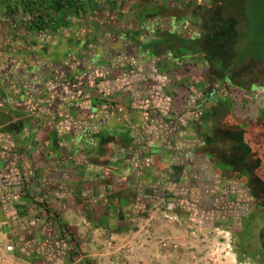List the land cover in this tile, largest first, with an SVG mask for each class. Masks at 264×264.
I'll use <instances>...</instances> for the list:
<instances>
[{"label": "crops", "instance_id": "1", "mask_svg": "<svg viewBox=\"0 0 264 264\" xmlns=\"http://www.w3.org/2000/svg\"><path fill=\"white\" fill-rule=\"evenodd\" d=\"M53 1L0 0V264H177L249 192L263 217L247 0Z\"/></svg>", "mask_w": 264, "mask_h": 264}, {"label": "rangeland", "instance_id": "2", "mask_svg": "<svg viewBox=\"0 0 264 264\" xmlns=\"http://www.w3.org/2000/svg\"><path fill=\"white\" fill-rule=\"evenodd\" d=\"M246 3L247 6L243 10L246 24L243 23L242 31H239L237 39H235L236 43L233 45L237 55L235 59H232L235 63H233V68L241 66V68L250 72L255 67L260 71L264 69V0H247ZM213 62L217 66L219 65V68L223 64L220 59H214ZM258 78L259 81L261 78L264 80V73L258 75ZM252 80H254V77ZM256 111L259 112V109H256ZM255 124H251V126L254 127ZM248 126L250 124L242 123L240 125L242 129ZM261 138V141L264 143V136H261ZM262 174L264 178V173ZM252 181L253 192L258 191L262 193L264 184L256 181L254 173ZM262 197L264 198V195L262 196L261 194V199ZM247 199L245 203L249 204L250 202L255 205L250 192L247 195ZM245 213L247 214H244L242 221L245 220L246 224H250L255 219L252 228L254 235L258 231L260 232L263 226L261 214L253 211L251 213L250 211H245ZM239 235H236L231 229L224 226L222 228L199 231L193 236L190 235L189 240L192 242V246L187 248V253L184 254V251H181L182 255L179 257L175 256L174 259L177 260V264H257L255 259V253L258 250L257 245H255L257 240L252 244L251 240L248 239L249 242L245 241L247 238Z\"/></svg>", "mask_w": 264, "mask_h": 264}, {"label": "flooded vegetation", "instance_id": "3", "mask_svg": "<svg viewBox=\"0 0 264 264\" xmlns=\"http://www.w3.org/2000/svg\"><path fill=\"white\" fill-rule=\"evenodd\" d=\"M245 205H248L246 207L247 208L246 211H248V212L250 211V213H251V211H253L256 213V211L254 209L255 205L251 204L250 202H249V204L246 202ZM244 214H247V213L244 212ZM244 214L241 216V218H239L240 220L243 218ZM256 217H257V215H256ZM223 219L225 220V218H223ZM223 219H220V220H223ZM261 219L263 220V226H262L260 232L258 231L257 234L255 233V235H254V231L252 229L255 219L250 224H246L245 220H244V221H240L239 223L234 222V223H232L233 225H230V227H227V228H231L232 232H234L236 235L240 234L242 236H245L247 238V239H245V241H248V239H249V240H251V243L254 244L253 242L255 240H257V243L255 244V245H257V249H258L255 253V259H256L257 264H264V216L261 217ZM234 225H236V226H234ZM232 226H234L235 228L233 229Z\"/></svg>", "mask_w": 264, "mask_h": 264}, {"label": "trees", "instance_id": "4", "mask_svg": "<svg viewBox=\"0 0 264 264\" xmlns=\"http://www.w3.org/2000/svg\"><path fill=\"white\" fill-rule=\"evenodd\" d=\"M74 2L75 0H54L53 4L57 10H73Z\"/></svg>", "mask_w": 264, "mask_h": 264}, {"label": "built area", "instance_id": "5", "mask_svg": "<svg viewBox=\"0 0 264 264\" xmlns=\"http://www.w3.org/2000/svg\"><path fill=\"white\" fill-rule=\"evenodd\" d=\"M163 249L167 254L170 255L171 251H173L174 248L178 247L177 243H168V242H163L162 244Z\"/></svg>", "mask_w": 264, "mask_h": 264}]
</instances>
